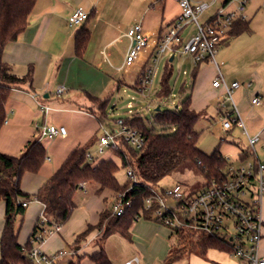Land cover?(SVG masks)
I'll return each instance as SVG.
<instances>
[{
	"label": "crops",
	"instance_id": "1",
	"mask_svg": "<svg viewBox=\"0 0 264 264\" xmlns=\"http://www.w3.org/2000/svg\"><path fill=\"white\" fill-rule=\"evenodd\" d=\"M78 8H83L92 15L90 21L84 23L91 31V39L82 60L76 57L75 40L84 24L77 26L76 30L75 27L69 26V18ZM180 13L178 0H37L28 28L16 42L7 46L4 53V60L11 66L14 74L25 77L32 71V80L13 89L10 94L6 104L8 118L0 130V152L10 156L20 155L31 139L40 137L39 131L43 126H63L67 129V135L52 139L40 138L48 159L38 173H27L23 176L21 188L24 192L36 194L76 148L87 144L99 132L101 125L90 113L89 109L93 104L88 95L104 99L111 95L113 86L118 85L115 75L120 68L113 63V48L117 44L128 43L123 51L125 60L130 45L128 30L136 23H141L147 35L165 32ZM145 61L146 56L143 55L137 64L143 65ZM217 74L218 70L212 63L199 66L194 79L193 93H196L192 101V108L197 112H204L213 101L219 108L223 89L213 86ZM252 76L254 81L249 82L250 86H242L240 83L241 87L234 92V99L236 93L235 102L242 119L243 114H247L252 133L260 134L262 139L264 76L256 71ZM226 82L230 84L227 80ZM59 87L66 89L60 96L56 93ZM258 95L262 97L263 105L252 104V99ZM246 97L249 100L245 99ZM247 133V136H251L248 130ZM99 189L98 184L94 182L84 183L80 191H89L95 196L82 206L76 202V193V208L70 219L58 232L51 235L61 240V248L49 249L51 253L47 254L72 249L70 245L76 237L89 225L98 223L99 214L106 208L104 204L108 198L111 196L116 202L111 191L99 193ZM5 208V202H0V239L5 225ZM44 210L45 206L36 200L26 207L23 216V221L26 220L29 227L26 242L37 221L43 217ZM261 217L264 222V198L261 203ZM131 231L132 241L128 242V246H124L117 264H126L135 258H139V262L133 264L165 263L172 246L170 239L174 235L173 230L162 224L139 219ZM116 235L119 234L110 235L100 242L99 231H93L74 257L82 256L80 264H92L90 256L103 248L113 264H116V259L108 252V243L115 239L113 237ZM24 242L25 240L19 241L21 245H25ZM46 242L47 240L41 245L42 249ZM259 251L264 255V228Z\"/></svg>",
	"mask_w": 264,
	"mask_h": 264
},
{
	"label": "trees",
	"instance_id": "2",
	"mask_svg": "<svg viewBox=\"0 0 264 264\" xmlns=\"http://www.w3.org/2000/svg\"><path fill=\"white\" fill-rule=\"evenodd\" d=\"M232 1L234 0H223V6ZM36 3L37 0H0V130L8 118L6 104L12 90L32 80V71L25 77L14 74L11 66L4 60V53L7 46L16 42L28 28ZM91 17L92 15L88 16L85 24ZM85 24L75 40L76 57L80 60L84 58L91 39V31ZM250 31V22L247 19L237 20L223 45H227L232 38ZM199 66L195 67L194 79ZM170 75L171 73H168L163 78L158 93L160 97H166L169 93ZM138 81L139 78V85ZM88 98L93 104L89 109L90 113L102 127L107 118L111 95L104 99L91 95H88ZM201 117L202 113L192 108L190 97L175 109L156 111V125L150 124L139 115L123 120L126 126L139 129L146 137V142L140 149L131 147L123 139L111 148L120 157L123 168L133 170L136 174L138 180L134 184L130 180L125 184L119 183L116 178L119 167L113 160H102L96 166L87 161V154L99 141L96 139L97 135L84 146L76 148L61 168L34 195L22 190L21 181L27 173H38L48 159L40 137L31 139L18 156L0 152V202L6 204L5 225L0 239V264H32L27 253L32 248L31 240L39 232L46 233L52 227L63 226L68 222L76 208V193L84 183L94 182L99 185V193L109 190L116 199L119 194L125 193V200H131V204L121 216L114 214L113 209L102 210L98 223L89 225L70 245L74 251L78 252L95 230L100 233V242L113 234H119L131 242L132 227L139 219L155 221L166 226L161 218H154L159 209L156 200L151 209L146 207L145 200L158 194L157 184L189 162L203 174L206 186L214 178L219 179L228 164L219 148L211 155L199 148V133L195 130V124ZM249 156H252V153L248 148L242 150V160H247ZM33 200L45 206L44 214L37 221L27 243L21 245L15 222L18 216H24L26 212L23 203ZM170 229L173 230L177 242L170 247L165 264L191 255L206 257L210 250L227 253L232 250L229 241L220 236L190 226ZM78 258L80 260L82 256L79 255ZM90 260L92 264H113L103 248L91 255ZM68 264L80 263L70 261Z\"/></svg>",
	"mask_w": 264,
	"mask_h": 264
},
{
	"label": "built area",
	"instance_id": "3",
	"mask_svg": "<svg viewBox=\"0 0 264 264\" xmlns=\"http://www.w3.org/2000/svg\"><path fill=\"white\" fill-rule=\"evenodd\" d=\"M181 13L169 26L167 31L158 34L147 35L141 23H136L127 32L130 45L125 56L123 68L138 63L141 57L146 56L143 71L139 77V86L146 89L152 83L154 69L150 63L156 64L160 56L174 55L180 50L178 45L182 42V33L188 24L194 22L197 26V34L183 47L182 54H188L193 58L195 66L203 63H212L216 66L218 74L213 82L215 88H222L223 94L219 103L220 118L224 131L233 126H242L247 133L245 123L238 110L234 99L235 90L241 87L239 82L228 84L222 73L223 64L216 60V53L223 43L229 38L234 23L239 19H246L240 12L245 8L249 0H243L238 11H227L226 6L217 9L215 15L204 24L199 17L204 14L215 2L208 0H178ZM89 13L83 8H78L69 18V26H82L88 19ZM127 71V69H125ZM250 86V85H248ZM65 87L57 88V95L65 93ZM252 104L263 105L262 97L256 96ZM119 128L115 132H105L98 142V152L102 154L106 148L115 147L120 139H123L131 147L140 149L146 142L142 131L126 126L122 119L117 121ZM248 134V133H247ZM40 138L52 139L56 136H66L67 129L63 126H43L39 131ZM249 150L252 153L253 162L245 166L235 168L229 163L223 169L221 177L214 178L209 184L197 192H186L182 185L176 184L173 188L164 190L165 197L177 201L174 208H168L164 198L159 193L145 200L146 207L151 209L156 200L159 209L154 218H161L170 228L190 226L196 230L214 234L227 239L231 244V252L237 264H264V255L260 254L259 247L263 238L264 222L261 217V203L264 198V161L259 157L256 145L261 140V135L249 136ZM94 160V155L89 152L87 161ZM126 176L132 183L137 182V176L133 170H127ZM84 184H82V188ZM132 187V186H131ZM30 202H24L27 207ZM131 200H125V193L117 196L113 206V212L121 216ZM61 226H55L46 233L39 232L31 240L32 248L28 250L32 264H62L69 257H74L78 252L73 249L60 250L54 254H47L41 250L46 235H52L60 230ZM139 262V258L126 262L133 264Z\"/></svg>",
	"mask_w": 264,
	"mask_h": 264
},
{
	"label": "rangeland",
	"instance_id": "4",
	"mask_svg": "<svg viewBox=\"0 0 264 264\" xmlns=\"http://www.w3.org/2000/svg\"><path fill=\"white\" fill-rule=\"evenodd\" d=\"M242 1L243 0H234L228 4L225 9L231 12L238 11ZM208 2H212V0H208ZM221 7H223V0H216V2L199 17V21L204 24L209 18L213 17L217 9ZM143 12L144 8L142 14ZM240 15L250 22L251 31L234 37L226 46H221L216 53V60L219 64H223L222 72L230 84L233 80H238L239 83L243 84L242 86H245L250 84L249 82L254 81L252 74L255 71L264 76V0H249L244 10L240 12ZM74 29L76 30L78 28L75 27ZM196 34V24L194 22L188 24L182 33V42L178 45L180 51L175 54L173 62H169L172 54H165L159 57L156 64L150 63L155 74L152 83H149L146 89L137 86L138 75L145 64L140 65L136 63L123 68V51L128 43L126 45L117 44L113 48V52H115L113 63L116 67L120 68L116 71L115 75L116 83H119L113 86L107 118L97 133L96 139H100L106 131L115 132L119 128L117 121L120 119L126 120L135 115H139L150 124L156 125L154 117L157 107H160L162 110H172L177 106L179 107L184 100L190 97L193 101L196 93H193L194 71L196 66L190 55L182 54L181 52L187 42ZM125 69H127V71H125ZM168 73H171L168 82L169 93L166 97H160L158 93L161 90L163 78ZM235 99L237 101L236 93ZM245 99L249 100L247 97ZM243 119L249 134L251 133V136L255 135L252 133L247 114H243ZM156 127L158 130L160 129L158 126ZM195 130L199 133L198 146L204 153L211 155L219 148L223 156L228 160V163L235 168H240L254 161L253 156H249L247 160L241 159L242 150L249 148L248 136L242 126L235 125L232 129L224 131L219 108L215 101L204 109L202 117L195 124ZM260 141L261 142L256 145V149L261 160H264V138ZM90 152L94 155V160L90 162L93 166H96L102 160L115 161L119 167L116 173L117 180L120 184L127 183V169L123 168L120 157L114 151L106 148L104 152L100 154L98 152V143H96L90 149ZM176 184L182 185L186 192L197 193L204 188L206 179L194 165L187 162L174 173L162 179L157 184L156 188L158 193L162 197H165L163 191L173 188ZM77 193L76 202L78 205L82 206L95 196L94 193L89 191L85 193L79 190ZM112 200L110 196L104 206L112 209L115 203L114 200ZM164 200L168 208H174L177 205V201L173 198L165 197ZM23 219V216H18L15 227L19 233V241L23 242L25 240L24 243H27L26 240L29 227L26 224V220L23 221ZM113 238L115 239H111L108 243V252L112 255V258L114 257L116 259L117 264L119 261L117 260L118 257L120 254H123L124 246H128L129 243L120 235H116ZM45 240H47L45 243L46 246L43 247V249L41 246L43 252L51 253L49 249L61 248L62 243L60 239L51 237V235H46ZM176 242L177 238L173 235L170 239V244L173 245L176 244ZM47 246L48 249H46ZM130 248L132 247L130 246ZM69 261L77 262L79 258H66L62 264H67ZM169 264H237V261L235 257L225 251L211 250L206 257L193 255L191 257H184L172 261Z\"/></svg>",
	"mask_w": 264,
	"mask_h": 264
},
{
	"label": "water",
	"instance_id": "5",
	"mask_svg": "<svg viewBox=\"0 0 264 264\" xmlns=\"http://www.w3.org/2000/svg\"><path fill=\"white\" fill-rule=\"evenodd\" d=\"M173 60H174V55L171 56V58H170V62H173ZM160 109H161L160 107H157V108H156V111H159Z\"/></svg>",
	"mask_w": 264,
	"mask_h": 264
}]
</instances>
